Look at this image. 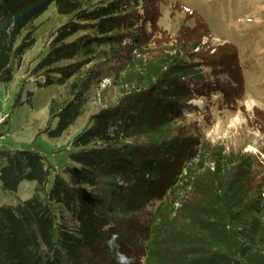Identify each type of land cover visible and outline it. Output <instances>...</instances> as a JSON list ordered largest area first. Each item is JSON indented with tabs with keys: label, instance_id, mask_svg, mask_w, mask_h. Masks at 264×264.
<instances>
[{
	"label": "trees",
	"instance_id": "obj_1",
	"mask_svg": "<svg viewBox=\"0 0 264 264\" xmlns=\"http://www.w3.org/2000/svg\"><path fill=\"white\" fill-rule=\"evenodd\" d=\"M163 3L0 0V83L13 80L52 4L69 18L31 73L63 89L40 135L63 136L93 94L104 100L49 192L45 155L0 151L4 192L37 183L31 199L0 205V264H264V161L212 145L186 114L214 96L221 110H245L238 50L204 45L207 23L179 3L173 10L195 25L171 35L159 25ZM255 113L264 132V111Z\"/></svg>",
	"mask_w": 264,
	"mask_h": 264
},
{
	"label": "rangeland",
	"instance_id": "obj_2",
	"mask_svg": "<svg viewBox=\"0 0 264 264\" xmlns=\"http://www.w3.org/2000/svg\"><path fill=\"white\" fill-rule=\"evenodd\" d=\"M176 3L196 12L207 23L213 36L203 40L208 48L215 49L224 43L237 48L246 87L245 97L239 103L244 111L221 110L214 96L193 101L194 107L187 111V116L200 123L206 140L212 145L223 146L227 151L243 149L264 161V132L255 123V110L264 111V0H164L159 25L173 36L181 26L195 25L193 19L186 21L185 12L173 10ZM68 21L69 18L59 15L56 5L52 4L36 21V25H41L35 34L36 44L24 56L20 66L14 68L13 80L0 83V114L6 116V124L0 127V151L30 149L45 155L53 167L48 192L55 176L63 175L73 164L70 157L73 138L86 128L90 116L104 107V100L93 94L82 116L63 136L40 135L49 127L51 101L63 93V89L58 85L40 87L45 79L31 76V73L48 52L50 34ZM24 80L22 104L18 106L16 97ZM109 84L110 81L106 82L103 89ZM116 91L113 87L109 95L114 97ZM58 125L59 119H55L50 127L56 130ZM6 164L7 160L0 156V171ZM36 188L35 181H23L16 193H6L0 179V205H16L31 199Z\"/></svg>",
	"mask_w": 264,
	"mask_h": 264
},
{
	"label": "built area",
	"instance_id": "obj_3",
	"mask_svg": "<svg viewBox=\"0 0 264 264\" xmlns=\"http://www.w3.org/2000/svg\"><path fill=\"white\" fill-rule=\"evenodd\" d=\"M106 82H109V81H106ZM5 120H6V116L0 114V127L5 124Z\"/></svg>",
	"mask_w": 264,
	"mask_h": 264
}]
</instances>
